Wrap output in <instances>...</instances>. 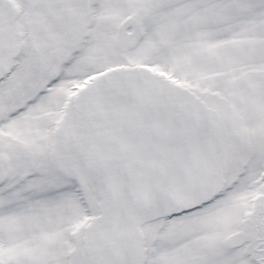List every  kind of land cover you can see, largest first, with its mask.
Listing matches in <instances>:
<instances>
[{"label":"snow or ice","instance_id":"snow-or-ice-1","mask_svg":"<svg viewBox=\"0 0 264 264\" xmlns=\"http://www.w3.org/2000/svg\"><path fill=\"white\" fill-rule=\"evenodd\" d=\"M0 264H264V0H0Z\"/></svg>","mask_w":264,"mask_h":264}]
</instances>
